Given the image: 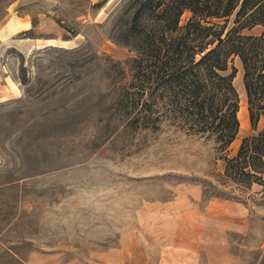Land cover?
<instances>
[{
  "label": "rangeland",
  "instance_id": "374dc122",
  "mask_svg": "<svg viewBox=\"0 0 264 264\" xmlns=\"http://www.w3.org/2000/svg\"><path fill=\"white\" fill-rule=\"evenodd\" d=\"M124 1L0 0V264H99L114 251L132 264V233L141 264H264L263 185L225 178L207 135L130 130L106 111L131 74L113 29ZM12 18L39 48L24 54L25 30L1 32Z\"/></svg>",
  "mask_w": 264,
  "mask_h": 264
},
{
  "label": "trees",
  "instance_id": "16d2710c",
  "mask_svg": "<svg viewBox=\"0 0 264 264\" xmlns=\"http://www.w3.org/2000/svg\"><path fill=\"white\" fill-rule=\"evenodd\" d=\"M255 25H264V0H125L113 29L133 52L131 74L116 80L106 111L130 130L155 132L167 124L207 135L225 178L245 188L264 186V35L243 32ZM235 57L252 133L230 156L240 130ZM118 67L109 69L118 73ZM19 77L26 79L23 67Z\"/></svg>",
  "mask_w": 264,
  "mask_h": 264
},
{
  "label": "crops",
  "instance_id": "0c3cea01",
  "mask_svg": "<svg viewBox=\"0 0 264 264\" xmlns=\"http://www.w3.org/2000/svg\"><path fill=\"white\" fill-rule=\"evenodd\" d=\"M12 22V23H11ZM17 21L15 19H10L6 25L4 26L3 30L1 29L2 33H6L9 36L15 34L17 31L27 30L29 29L28 22L23 21L20 22V27L17 30H14L17 27ZM244 33L253 34V35H264V25H255L252 28H247L243 30ZM15 45L20 48L21 52L31 53L35 48L40 47V42L38 39H21L15 40ZM6 78H4L5 80ZM6 85V84H4ZM250 125V123H249ZM251 128V126H250ZM263 128V120L260 119L258 122V130ZM129 259H131L132 264H141L144 261V252L142 249V241L140 236L136 233H132V249H129ZM99 264H121L120 256L118 252H112L110 257L106 261V263H99Z\"/></svg>",
  "mask_w": 264,
  "mask_h": 264
},
{
  "label": "bare ground",
  "instance_id": "6f19581e",
  "mask_svg": "<svg viewBox=\"0 0 264 264\" xmlns=\"http://www.w3.org/2000/svg\"><path fill=\"white\" fill-rule=\"evenodd\" d=\"M69 44H70V40H58L56 43V45H58L60 47H68ZM242 75H243V69H242L241 62L239 61V68L237 71V75L234 79V85H235V87L239 93V98H240L239 111H238V117L240 120V128L249 125L247 102H246V95H245V90H244V86H243V81H241V83L239 81V80H242ZM13 86L17 89V87L15 85H13Z\"/></svg>",
  "mask_w": 264,
  "mask_h": 264
}]
</instances>
